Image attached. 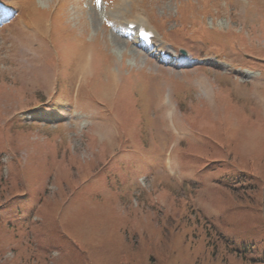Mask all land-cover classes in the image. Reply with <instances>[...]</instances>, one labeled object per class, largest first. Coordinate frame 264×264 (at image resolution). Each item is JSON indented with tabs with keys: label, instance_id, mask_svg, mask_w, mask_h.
Wrapping results in <instances>:
<instances>
[{
	"label": "rangeland",
	"instance_id": "obj_1",
	"mask_svg": "<svg viewBox=\"0 0 264 264\" xmlns=\"http://www.w3.org/2000/svg\"><path fill=\"white\" fill-rule=\"evenodd\" d=\"M132 1L0 0V264H264V0Z\"/></svg>",
	"mask_w": 264,
	"mask_h": 264
},
{
	"label": "bare ground",
	"instance_id": "obj_2",
	"mask_svg": "<svg viewBox=\"0 0 264 264\" xmlns=\"http://www.w3.org/2000/svg\"><path fill=\"white\" fill-rule=\"evenodd\" d=\"M127 0H122V4L121 5H118V8H120V9H122V10H124L125 9V2H126ZM103 9V8H102ZM108 16H109V18L110 19H112V21L114 22L115 20H118V17L115 15V14H112V13H108L107 14ZM138 18V17H137ZM137 18H136V20H137ZM128 22H130V21H128ZM83 76V75H82ZM90 78V76L88 77V79ZM91 118V120L93 121V122H95V121H98L96 118H93V117H90ZM99 123H103V124H105V120L104 121H99ZM106 125V124H105Z\"/></svg>",
	"mask_w": 264,
	"mask_h": 264
}]
</instances>
